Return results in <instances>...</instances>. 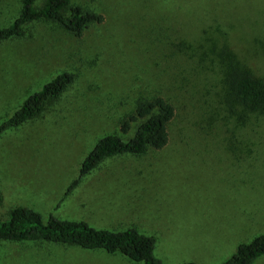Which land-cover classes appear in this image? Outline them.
Returning a JSON list of instances; mask_svg holds the SVG:
<instances>
[{
    "label": "rangeland",
    "instance_id": "rangeland-1",
    "mask_svg": "<svg viewBox=\"0 0 264 264\" xmlns=\"http://www.w3.org/2000/svg\"><path fill=\"white\" fill-rule=\"evenodd\" d=\"M70 1L103 22L80 36L35 22L24 39L0 43V125L60 73L75 76L39 117L0 136V215L24 206L45 221L135 227L157 238L164 264H223L264 235V111L244 128L224 105L226 58L264 79V0ZM20 10V0H0V28ZM155 96L176 108L166 148L107 159L70 191L97 142ZM0 264L142 263L5 242Z\"/></svg>",
    "mask_w": 264,
    "mask_h": 264
},
{
    "label": "trees",
    "instance_id": "trees-1",
    "mask_svg": "<svg viewBox=\"0 0 264 264\" xmlns=\"http://www.w3.org/2000/svg\"><path fill=\"white\" fill-rule=\"evenodd\" d=\"M36 1L20 0L21 10L17 18L7 27L0 28V43L24 39L28 36L27 27L35 22H51L71 35L80 36L90 25L104 20L100 14L72 6L70 0H46L41 8L35 7ZM224 70V105L229 117L237 116L239 124L246 128L255 114L264 111V79L253 76L231 58L225 59ZM74 81L72 73L57 75L0 125V136L39 117ZM175 117V106L162 96L139 100L134 114L122 121L121 133L106 135L97 142L82 163L79 178L72 183L70 191L107 159L123 155L143 156L149 151L165 149L170 138L169 127ZM138 121L134 135L125 140L123 135H127L131 124ZM259 125V122L254 123L256 130L260 129ZM3 203L0 191V210ZM5 242L74 246L86 251L100 250L109 255H121L132 263L164 264L155 256L157 238L145 235L135 227L110 231L96 229L84 221L61 220L54 216L45 221L39 212L24 206L11 209L5 219L0 215V245ZM263 256L264 235H260L249 243L240 244L223 264H254Z\"/></svg>",
    "mask_w": 264,
    "mask_h": 264
}]
</instances>
